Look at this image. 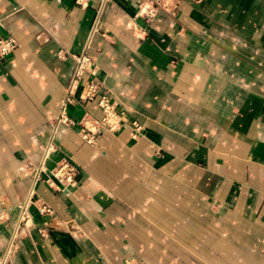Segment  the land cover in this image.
Returning <instances> with one entry per match:
<instances>
[{"label": "crops", "instance_id": "crops-1", "mask_svg": "<svg viewBox=\"0 0 264 264\" xmlns=\"http://www.w3.org/2000/svg\"><path fill=\"white\" fill-rule=\"evenodd\" d=\"M156 2L0 0L17 42L0 60V257L28 202L6 264H264V0ZM80 54L120 118L93 145L52 127ZM80 91L67 118L101 120ZM63 157L74 186L34 183Z\"/></svg>", "mask_w": 264, "mask_h": 264}, {"label": "built area", "instance_id": "built-area-1", "mask_svg": "<svg viewBox=\"0 0 264 264\" xmlns=\"http://www.w3.org/2000/svg\"><path fill=\"white\" fill-rule=\"evenodd\" d=\"M156 5H163L162 0H157ZM140 14L143 16H149L153 12V7L144 5L140 8ZM100 26V16L98 15L93 23L92 30L89 37V42L92 36L97 33ZM17 48V42L12 37L0 36V60L11 55ZM75 64L74 72L71 83L67 90V95L62 102L60 114L57 120L52 124L58 125H77L80 138L88 145H93L96 142L97 136L104 130H113L120 124V118L115 113L113 106L109 103L107 97L102 92L100 82L93 77L94 70L92 68V62L86 54H80L73 57ZM87 77V78H85ZM81 85V91L79 95L80 102H96L97 107L103 112V118L101 120H95L94 118L85 114L78 122L69 120L65 113V108L68 104L75 101L74 92ZM135 133L140 129L139 125L135 122L132 123ZM51 151L50 145L44 149L43 158L45 159ZM29 169L33 174L34 183L37 181H44L49 187L58 189L59 187L67 188L76 184V178L79 170L76 165L67 157H63L57 165L50 171L49 177L45 180L42 179L41 173L43 172L41 166H30ZM28 202L24 203L21 207L20 221L24 220L27 215ZM40 214H51V209L45 204H40L38 207ZM18 225L13 233L12 240L5 251V254L0 257V264H6V260L12 254L13 242L17 237Z\"/></svg>", "mask_w": 264, "mask_h": 264}, {"label": "rangeland", "instance_id": "rangeland-1", "mask_svg": "<svg viewBox=\"0 0 264 264\" xmlns=\"http://www.w3.org/2000/svg\"><path fill=\"white\" fill-rule=\"evenodd\" d=\"M26 220L27 219H24V220H22V221H19V223H18V226H20L21 228H24V226H25V223H26Z\"/></svg>", "mask_w": 264, "mask_h": 264}]
</instances>
